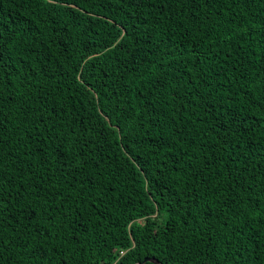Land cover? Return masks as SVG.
I'll list each match as a JSON object with an SVG mask.
<instances>
[{"label": "trees", "instance_id": "obj_1", "mask_svg": "<svg viewBox=\"0 0 264 264\" xmlns=\"http://www.w3.org/2000/svg\"><path fill=\"white\" fill-rule=\"evenodd\" d=\"M145 257L264 264V0H0V264Z\"/></svg>", "mask_w": 264, "mask_h": 264}, {"label": "water", "instance_id": "obj_2", "mask_svg": "<svg viewBox=\"0 0 264 264\" xmlns=\"http://www.w3.org/2000/svg\"><path fill=\"white\" fill-rule=\"evenodd\" d=\"M146 261H149V262H152V263H155V264H160V263L158 262V260L155 259V258H153V257H145L142 261L137 262V263H135V264H141V263H144V262H146Z\"/></svg>", "mask_w": 264, "mask_h": 264}]
</instances>
